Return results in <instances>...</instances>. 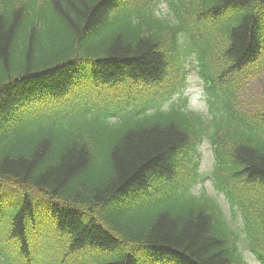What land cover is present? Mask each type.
I'll use <instances>...</instances> for the list:
<instances>
[{
	"label": "trees",
	"instance_id": "1",
	"mask_svg": "<svg viewBox=\"0 0 264 264\" xmlns=\"http://www.w3.org/2000/svg\"><path fill=\"white\" fill-rule=\"evenodd\" d=\"M164 2L0 0V264H264V0Z\"/></svg>",
	"mask_w": 264,
	"mask_h": 264
},
{
	"label": "rangeland",
	"instance_id": "2",
	"mask_svg": "<svg viewBox=\"0 0 264 264\" xmlns=\"http://www.w3.org/2000/svg\"><path fill=\"white\" fill-rule=\"evenodd\" d=\"M165 0H161L159 8L162 12H165ZM186 96H188L189 101L188 105L191 109L199 113H205L207 111V101H206V91L202 82L197 78L194 73H190L187 78V87L184 90ZM243 100L248 104H253L259 106L264 102V68L259 72L258 75L252 78V81L247 83ZM201 153V162H200V173H208L211 164H212V154L210 148L204 146ZM202 185V182L199 183ZM203 188L207 190L208 193L214 194L212 186L209 181L206 180L203 182ZM251 264H258L256 261L251 260Z\"/></svg>",
	"mask_w": 264,
	"mask_h": 264
}]
</instances>
